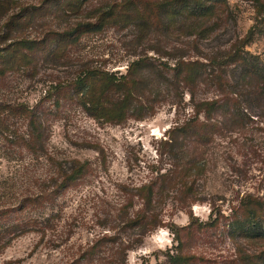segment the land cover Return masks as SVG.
I'll use <instances>...</instances> for the list:
<instances>
[{
    "label": "rangeland",
    "instance_id": "374dc122",
    "mask_svg": "<svg viewBox=\"0 0 264 264\" xmlns=\"http://www.w3.org/2000/svg\"><path fill=\"white\" fill-rule=\"evenodd\" d=\"M120 1H89L79 15L47 19L24 36L38 39L48 28L70 29L90 21L100 5ZM220 1L209 17L180 14L149 33L127 25L85 34L67 62L47 61L0 81L9 99L32 106L41 101L51 155L90 165V175L60 200V211H46L50 221L44 235L15 239L0 264H172L176 255L182 264H264V241L247 237L253 222L244 208L257 203L256 221L264 226V78L256 73L264 68V0ZM144 57L171 65L179 58L198 60L208 76L193 100L186 92L182 100L171 98L162 89L154 114L142 120L97 124L76 108L53 116L52 100L44 95L55 82L70 79L82 65L124 74ZM215 101L219 110L210 117L201 113L195 121L203 126L199 142L185 141L175 129L199 103ZM14 129L25 127L19 123ZM6 140L0 138V205L13 203L34 179L44 182L49 170L45 161L15 160ZM155 171L165 176L157 181L164 187L157 208L161 224L138 238L127 221L143 210L142 201L121 186L138 187ZM181 180L191 187L186 195L180 193Z\"/></svg>",
    "mask_w": 264,
    "mask_h": 264
},
{
    "label": "trees",
    "instance_id": "16d2710c",
    "mask_svg": "<svg viewBox=\"0 0 264 264\" xmlns=\"http://www.w3.org/2000/svg\"><path fill=\"white\" fill-rule=\"evenodd\" d=\"M89 1L92 0H39L38 3L0 0V81L15 74L30 73L29 70H35L40 63L47 61L67 62L70 60V51L85 34L127 25L135 26L139 32L149 33L167 26V18L180 14L189 18L209 17L221 2L122 0L100 5L90 15V21L78 22L70 29L58 32L48 28L38 39L24 36L29 27L36 24L38 26L47 22V19L79 15ZM146 70L149 72L148 77L145 75ZM256 73L264 78V68L257 69ZM206 74V67L201 62L183 58L175 60L172 65L149 57L138 58L128 65L124 74L82 65L70 79L52 84L44 96L46 100H52L54 117L61 115V111L76 108L97 124L121 125L131 118L142 120L147 115H153L162 89L171 98L182 100L186 92L193 100L194 90L203 83V79L208 76ZM216 79L218 84L223 81L220 76ZM41 106V101L32 106L26 101L9 99L0 90V138L5 137L13 145L12 152L18 162H22L24 156H27V161L33 165L45 161L49 166L44 182L34 179L31 187L21 189L17 197L13 196V203L0 205V255L15 239L27 233L44 235L49 229L50 221L46 211L53 212L55 208L59 210V202L66 192L90 175L88 162L71 159L63 163L48 152L49 132ZM219 108L217 101L201 102L194 107V113L187 121L175 130L183 134L185 141L197 143L203 128L195 124L198 115L205 113L210 117ZM19 123L25 127L24 131H10L11 127L14 128ZM169 140L172 139L165 142L168 143ZM151 174L150 180L138 187L121 186L124 193L134 191L135 195L132 196L142 201L143 210H138L127 221L138 238L145 237L161 224L157 208L164 187L162 183L157 186V181L162 182L165 176L156 171ZM187 174L183 173V178ZM171 180L170 182L174 181L175 177ZM180 184L185 188L181 190V194L186 195L191 191V187L186 186L183 180ZM257 205L248 202L244 206L249 221L253 222L246 229V235L249 239L264 241V226L256 221L259 217ZM170 261L172 264H182L184 259L176 255Z\"/></svg>",
    "mask_w": 264,
    "mask_h": 264
}]
</instances>
